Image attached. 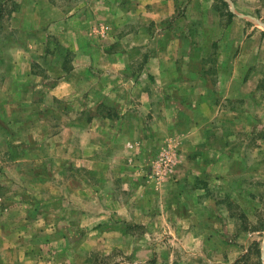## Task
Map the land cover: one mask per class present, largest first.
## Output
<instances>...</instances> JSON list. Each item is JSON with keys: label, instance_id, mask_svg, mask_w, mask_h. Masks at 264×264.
Masks as SVG:
<instances>
[{"label": "rangeland", "instance_id": "374dc122", "mask_svg": "<svg viewBox=\"0 0 264 264\" xmlns=\"http://www.w3.org/2000/svg\"><path fill=\"white\" fill-rule=\"evenodd\" d=\"M198 1L176 0L172 18L163 22L188 26L190 33L152 35L155 51L169 63L174 60L187 91L177 93L179 105L158 95L156 111L145 114L153 110L146 93L154 90L143 83L138 98L142 111L133 117L131 107L117 105L125 102L118 99L124 92L111 70L90 72L104 80L109 88L105 93L116 95L114 100L100 105L99 95L71 94L53 102L50 89L73 68L72 17L84 8L94 13L91 0H29L25 19L14 15L23 8L18 0H0V57L19 58L17 51L6 49V42L26 44L27 58L37 60L32 72L38 78L31 79L25 96L8 95L11 91L1 81L5 70L0 69V108L12 109L4 117H17L16 128L31 127L23 155L29 156L28 162L22 168L5 162L7 185L0 196L20 199L27 193V201L13 207L16 211L0 210L5 221L0 224L11 233L3 232L0 238L13 239L11 253L0 240L1 264H170L174 259L169 253L174 251L186 264H263L264 0ZM200 12L208 13L205 22L217 31L199 33ZM31 22L34 28L37 23L39 29L44 27L41 37L15 29ZM105 23L88 19L85 38L113 51L101 34ZM146 37L142 48L149 46ZM176 37L182 38L180 44H175ZM180 47L189 48L181 57ZM148 52L141 51V64L148 61ZM137 71L142 72L141 66ZM35 102L38 111L20 115L22 107ZM53 106L60 114H51ZM100 113L109 114L110 124L125 119L111 130L110 143L93 140L91 133L98 132L68 129L71 122L91 121ZM2 117L0 113V124ZM132 117L141 124L139 130L120 129L131 126ZM43 119L48 120L46 132ZM123 134L132 140L119 145ZM19 138L4 137L2 152L14 156L12 143L20 144ZM46 141V147H37ZM194 203L206 204L208 220L191 221L189 206ZM211 220L213 225L208 224ZM184 232L209 239L214 233V242L206 253L184 256L191 250L180 243Z\"/></svg>", "mask_w": 264, "mask_h": 264}, {"label": "crops", "instance_id": "0c3cea01", "mask_svg": "<svg viewBox=\"0 0 264 264\" xmlns=\"http://www.w3.org/2000/svg\"><path fill=\"white\" fill-rule=\"evenodd\" d=\"M20 4L23 5V8L20 9L17 13L14 15L19 17L20 19H25L28 17V14L26 13V8L29 0H18ZM74 1V0H73ZM88 1V0H84ZM91 3H94V13L89 8H84L83 10H79L75 16H73L72 13V36L76 37L75 40H72V51L75 53L73 54V68L72 72L69 74H66L67 77L59 79V81L53 85V87L50 89L51 94L53 95V102L60 101V99H63L64 97H67L72 94V97H76L78 95H86L89 94V96H98L100 97V105H102V102L108 99H115L116 95L110 96L109 93H105L106 90H108V85L104 86L103 79L100 80L99 75H95L94 72L91 73L90 71L92 68H100L104 71L111 70L113 72H116L117 78L116 82L117 84L122 88V91L124 92V96L122 98H118L119 100L124 99L125 102H120L118 99L116 100L117 105H122L124 109L126 107H131L132 111L130 113L133 114V117L137 115L136 113L141 114L142 107L141 103L138 101V98L141 96L140 87L144 83V88H151L154 91L151 92L150 90L146 93V99L150 102V106H152L153 110L152 112L147 110L143 111V113H153L157 109V96L163 95L165 99L170 103L177 104L178 102H175L176 99L179 97H176L177 93L179 92L180 95H182L183 91H187L188 86H181L183 85V79H180V76L178 74L177 68H175L174 60L169 63V59L167 56H165L164 60L161 58V55H158V53L155 51V40L152 37L153 34L158 35V31L161 32L160 35H165L167 33H170L171 35H182L183 31H186V34L190 33V27L188 26H163V22L166 19L172 18L174 13V6L173 4L176 3V0H91ZM197 3L199 1L197 0ZM190 15V14H189ZM208 13L206 12H200L197 13L198 19L202 20L201 28L199 30V33L201 34H212V29L217 31L215 28L210 27L209 22H205V16H207ZM191 16V15H190ZM30 19V18H29ZM34 19V18H32ZM36 19H39V16H36ZM88 19H99L101 21L106 22L105 25L107 27H103L101 30V34L107 39V41H111L112 47L115 49L113 51H109L110 46L106 47L103 46L100 48V44L93 43L92 40H89L85 38L86 33H89L90 26H87V20ZM75 20H82L74 22ZM86 20V21H84ZM37 23V27L34 28V22H31V26H28L27 23H23L20 25V27H17L15 29H18L22 35H29V34H37L38 37H41V33H45L44 27H40ZM180 27V28H179ZM168 28V29H165ZM184 29V30H183ZM156 35V36H157ZM143 36H147L150 40L149 46H145L142 48V38ZM146 37V38H147ZM81 39V40H80ZM105 39V40H106ZM176 40L175 44H180L182 41L181 37L174 38ZM1 40V38H0ZM6 49L8 48L9 51H17L16 53L19 58H14L13 54H10L8 57H0V69L5 70V74L2 77V83L4 82V85L7 87L9 92L8 95L15 94L18 97L25 96L28 94V85L30 84L31 79L38 82V78H34V73L32 72V66L34 62H37V60H30L27 58L29 55L27 52L26 44L20 43H5ZM37 50H39V44L36 45ZM5 49V50H6ZM41 51L44 50V45L42 43V46L40 47ZM179 49V55L180 57L184 54H187L189 48L185 47L183 50V47L177 48ZM141 51H149L148 52V61L141 64L140 61V53ZM40 54L42 52L38 51ZM139 52V54H137ZM15 54V55H16ZM100 55V57H99ZM145 54H143V59L145 58ZM186 55L185 57H187ZM141 66L142 72H138L137 68ZM173 67V68H169ZM94 74V75H93ZM106 75V74H104ZM103 75V76H104ZM102 76V77H103ZM155 77V80L151 77ZM160 86V89H156V86ZM179 87H181L179 91ZM124 88L128 89L125 92ZM155 88V89H154ZM97 89V91H96ZM99 89V90H98ZM172 89L174 91H172ZM184 89V90H183ZM37 92V91H36ZM170 92V93H168ZM173 92V94H172ZM178 93V94H179ZM38 96V92L36 93ZM145 99V98H144ZM155 99V100H154ZM180 103V102H179ZM179 105V104H177ZM21 106L23 104L21 103ZM156 108H154V107ZM183 104L181 105V107ZM26 107V108H25ZM121 107V106H120ZM31 109V110H29ZM35 109V110H34ZM188 109V107H187ZM39 110V104L38 102H35L31 106H24L19 110L20 115L27 116L29 113L38 111ZM48 110H51V114L58 113L60 114L57 109L53 106L52 108H49ZM56 110V112H55ZM139 110V111H137ZM15 111V110H14ZM47 110H44L43 113H45ZM0 113L2 114V123L0 124V146L1 144L5 143L3 141L4 137H12V138H19L20 144L17 145V143L14 141L12 146L15 148L14 152L15 155H9L8 150L5 152H2L0 149V189H2V186L7 185V178L5 176V169H6V163L8 164H14L17 167H23L25 163L28 162L29 156H23L26 155L25 151H28L25 145H27L28 140V131L31 127H26L24 129L22 128H16V125L18 122L17 117H12L6 119L4 115H10L12 113V109L9 110L7 108H0ZM42 113V112H41ZM90 113V112H89ZM126 114V113H124ZM128 114V113H127ZM140 114L138 115V118H140ZM84 115V113L82 114ZM88 116L91 118L93 114H88ZM99 117H93L92 122L88 119L87 121L80 122L75 121L70 123L69 130L72 129V131H81L84 130L85 132L93 131L98 132L97 135L95 133H91L92 139H100L103 141V143H110L109 135L111 130H114L115 125H123L124 124V117L122 116V121L119 123H112L110 124L111 117H109V114H99ZM44 118V116H42ZM59 117V116H58ZM131 118V126H128L126 124L125 126H120V129L123 130H131V132H136L139 130V125L141 124L136 121L135 118ZM60 119V117H59ZM8 121V122H7ZM15 122V123H14ZM42 122V126L47 125L48 120L43 119L40 120V123ZM50 125V122L49 124ZM34 129V128H32ZM49 130V129H48ZM47 126H44L43 132L48 131ZM17 132L19 136H17ZM130 132V131H129ZM23 133L26 135L23 139ZM120 135V134H119ZM11 139V138H10ZM132 140L130 139L129 135L123 134L120 138V141L118 142L120 144H125L127 141ZM93 142V141H92ZM91 143V142H90ZM90 143H86V147ZM47 141L37 145L40 148L46 147ZM28 146V145H27ZM113 146V145H108ZM25 148V150L23 149ZM200 160V159H199ZM89 161V160H88ZM6 162V163H5ZM64 164H62L63 169H66L65 163L66 161L62 160ZM61 162V163H62ZM68 171H65L66 173ZM36 176H40L38 172H36ZM6 180V182H5ZM8 187V186H7ZM23 188V185L20 184L18 186V190ZM10 189V188H9ZM20 194V193H19ZM27 201V193L23 196L17 198L15 195L11 198L10 196H0V210H7V211H16L14 210L15 206H25ZM45 203V202H44ZM47 204V203H45ZM13 209V210H12ZM22 209V207H21ZM121 210L123 207L120 208ZM189 209L191 210V221L193 223H200L208 220L210 216H208V207H206V204H199L194 203L191 206H189ZM2 218V219H1ZM4 217H0L1 224L4 225L5 221L3 220ZM182 221V220H181ZM0 224V236L5 232V234H11L8 232L6 227H2ZM209 225H213L214 221L211 220V222L208 223ZM200 229H197L196 231H199ZM209 230L205 231L208 232ZM6 234V236H7ZM203 235V238L201 237ZM212 239L206 238L204 234H200L199 236H196L194 233L190 232H184V236L181 239V245L185 248H190V252H186L187 255L183 254L184 256H192L195 257L206 253L208 244L212 241L214 242V233ZM2 243L6 244V249L12 252V238H0ZM21 242V240H20ZM261 248V258L263 260L264 264V242L260 246ZM177 252L174 251L172 253H169L171 257L174 259L170 264H186L185 261H178L176 258ZM182 255V259H183ZM1 256V253H0ZM152 256V255H151ZM190 256L188 257L189 262H191L192 258L190 259ZM229 258H231V254L229 255ZM26 263H28V254L25 253L23 258ZM187 259V258H185ZM233 262V261H232ZM229 261V263H232ZM1 264V262H0ZM169 264V263H166Z\"/></svg>", "mask_w": 264, "mask_h": 264}, {"label": "trees", "instance_id": "16d2710c", "mask_svg": "<svg viewBox=\"0 0 264 264\" xmlns=\"http://www.w3.org/2000/svg\"><path fill=\"white\" fill-rule=\"evenodd\" d=\"M259 254H260V250H259Z\"/></svg>", "mask_w": 264, "mask_h": 264}]
</instances>
